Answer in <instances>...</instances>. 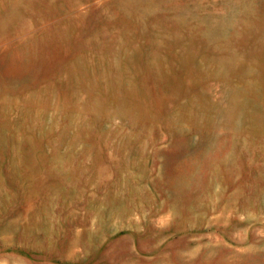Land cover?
<instances>
[{
  "label": "rangeland",
  "instance_id": "374dc122",
  "mask_svg": "<svg viewBox=\"0 0 264 264\" xmlns=\"http://www.w3.org/2000/svg\"><path fill=\"white\" fill-rule=\"evenodd\" d=\"M0 264H264V0H0Z\"/></svg>",
  "mask_w": 264,
  "mask_h": 264
},
{
  "label": "bare ground",
  "instance_id": "6f19581e",
  "mask_svg": "<svg viewBox=\"0 0 264 264\" xmlns=\"http://www.w3.org/2000/svg\"><path fill=\"white\" fill-rule=\"evenodd\" d=\"M5 3V2H4ZM18 5V4H17ZM28 8H29V6H27ZM3 10V9H2ZM12 11V10H11ZM29 11V10H28ZM11 13V12H10ZM62 19V18H61ZM58 22V21H57ZM55 23V22H54ZM40 24H42V23H40ZM38 26V25H37ZM42 27V26H41ZM23 28V27H22ZM21 28V29H22ZM40 30V29H39ZM27 33V32H26ZM72 41V40H71ZM83 47V46H82ZM108 59V58H107ZM244 71V70H243ZM142 74V73H141ZM186 83V82H185ZM187 84H188V82H187ZM206 86V85H205ZM227 86H229V85H227ZM206 88V87H205ZM247 88V87H246ZM205 90V89H204ZM233 90V89H232ZM240 90V89H239ZM238 90V91H239ZM245 90V89H244ZM144 91V90H143ZM234 91V90H233ZM160 92V91H159ZM232 92V91H231ZM240 92V91H239ZM191 93V92H190ZM189 93V94H190ZM226 93H229V92H226ZM238 93V92H237ZM236 93V94H237ZM231 95V94H230ZM232 96V95H231ZM242 96V95H241ZM240 96V97H241ZM251 96V95H250ZM249 96V97H250ZM227 97H229V96H227ZM227 97H225V98H227ZM242 98H244V97H242ZM252 99V98H251ZM210 103V102H209ZM214 104V103H213ZM228 105H226L227 107H226V109H225V111H224V117H223V124H222V126H225V127H231V129L232 130H236L237 131V128H239L237 125H235L234 123H233V117H234V115L238 112V111H243V107H241L240 106V104H238V102H237V104H234V100H231V102L229 101V103H227ZM195 109V108H194ZM215 110V109H214ZM220 112L222 113V111H221V109H220ZM184 113V112H183ZM195 113V112H194ZM243 113V112H242ZM222 115V114H221ZM184 117V116H183Z\"/></svg>",
  "mask_w": 264,
  "mask_h": 264
}]
</instances>
